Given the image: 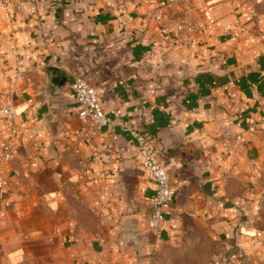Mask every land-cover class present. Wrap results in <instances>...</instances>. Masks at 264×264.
Here are the masks:
<instances>
[{
	"label": "crops",
	"instance_id": "obj_1",
	"mask_svg": "<svg viewBox=\"0 0 264 264\" xmlns=\"http://www.w3.org/2000/svg\"><path fill=\"white\" fill-rule=\"evenodd\" d=\"M4 1L0 143L10 142L12 156L0 157V264H152L194 222L222 248L212 264H254L256 179L264 174V0H188L206 30L189 46L162 39L151 59L141 42L158 31L142 15L164 0ZM123 19L135 38L124 34ZM74 75L95 87L112 119L153 136L174 189L159 237L147 228L144 204L155 182L128 133L111 124L76 139ZM6 99L19 135L3 121Z\"/></svg>",
	"mask_w": 264,
	"mask_h": 264
},
{
	"label": "built area",
	"instance_id": "obj_2",
	"mask_svg": "<svg viewBox=\"0 0 264 264\" xmlns=\"http://www.w3.org/2000/svg\"><path fill=\"white\" fill-rule=\"evenodd\" d=\"M5 3L8 0L4 1ZM36 3V0H31ZM146 23H153L158 31V37L148 42H141L146 49L144 59L154 57L156 48L162 39H170L177 45H191L194 36L206 30L208 23L199 14L194 12L188 0H164L161 7L152 9L142 15ZM33 27L42 29L43 18L32 17ZM127 19L120 23L124 34L129 39L135 38L133 31L127 27ZM56 56H51L49 64L56 62ZM71 88L75 98L72 111L82 122V126L76 134L79 141L94 138L99 135L104 127L117 124L128 133L138 149L141 167L155 182L153 194L145 200L144 204L149 213L147 216V228L154 237H159L166 213L174 196L169 171L159 162L154 138L151 134L139 132L130 121H115L107 115L101 106L96 89L83 75H74ZM256 97V94L253 93ZM3 121L8 124L12 134L19 135L21 126L16 122V111L11 99H6L1 108ZM12 156V145L9 141L0 143V157L4 160ZM95 161L96 158L94 157ZM86 264V263H82ZM115 264V263H106Z\"/></svg>",
	"mask_w": 264,
	"mask_h": 264
},
{
	"label": "rangeland",
	"instance_id": "obj_3",
	"mask_svg": "<svg viewBox=\"0 0 264 264\" xmlns=\"http://www.w3.org/2000/svg\"><path fill=\"white\" fill-rule=\"evenodd\" d=\"M259 116L260 113L251 115L250 122L256 123ZM256 186H260V193L255 196L254 219L257 232L254 242V264H264V174L256 179ZM81 200L72 198L69 202L81 211L87 207ZM88 211L90 214L94 212L89 208ZM220 251H222L220 244L211 239L204 227L194 222L184 229L179 242L174 245L165 244L158 249L152 257V264H212L214 256Z\"/></svg>",
	"mask_w": 264,
	"mask_h": 264
},
{
	"label": "water",
	"instance_id": "obj_4",
	"mask_svg": "<svg viewBox=\"0 0 264 264\" xmlns=\"http://www.w3.org/2000/svg\"><path fill=\"white\" fill-rule=\"evenodd\" d=\"M53 70H55V69H53ZM72 81H73V77H70V81L69 82L72 83Z\"/></svg>",
	"mask_w": 264,
	"mask_h": 264
}]
</instances>
